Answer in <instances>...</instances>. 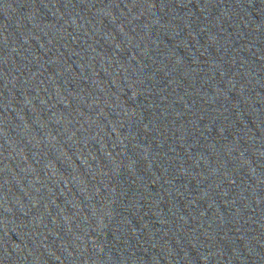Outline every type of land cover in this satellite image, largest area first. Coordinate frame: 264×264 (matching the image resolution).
I'll return each mask as SVG.
<instances>
[{"label": "water", "instance_id": "water-1", "mask_svg": "<svg viewBox=\"0 0 264 264\" xmlns=\"http://www.w3.org/2000/svg\"><path fill=\"white\" fill-rule=\"evenodd\" d=\"M0 264H264V0H0Z\"/></svg>", "mask_w": 264, "mask_h": 264}]
</instances>
